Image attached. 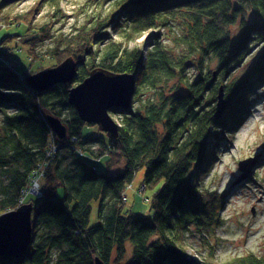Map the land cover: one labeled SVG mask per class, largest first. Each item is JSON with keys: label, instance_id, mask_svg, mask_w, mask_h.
I'll use <instances>...</instances> for the list:
<instances>
[{"label": "trees", "instance_id": "obj_1", "mask_svg": "<svg viewBox=\"0 0 264 264\" xmlns=\"http://www.w3.org/2000/svg\"><path fill=\"white\" fill-rule=\"evenodd\" d=\"M16 1L2 0L0 9ZM44 3L57 7L61 0H37ZM247 8L253 20L245 16ZM179 14L187 22L184 33L172 37V47L161 28ZM21 19L27 20L18 15L9 22ZM237 22L232 36L229 24ZM84 26L63 49L57 43L52 51L56 63L49 68L76 63L71 81L34 90L26 81L32 72L0 61V214L32 203L34 234L23 256L0 255V264H96V258L104 264H217L214 252L192 259L187 238L192 228L207 234L221 222L224 199L206 187L204 177L218 142L242 125L255 90L264 85V47L242 77L230 79L251 46L264 45V0H116L108 15ZM51 27L48 22L31 30L25 40L30 52L54 38ZM155 28L150 41L139 42ZM209 55L216 58L214 71L205 69ZM194 62L196 77L188 75ZM97 67L136 76L131 105L110 111L117 138L85 137L84 126L96 124L84 122L68 101L70 88ZM221 87L228 104L216 117ZM49 115L65 123L64 138L51 129ZM103 158L110 168L122 161L120 170L90 162ZM40 165L42 195L30 194L21 203ZM141 169L142 186L154 189L152 214L124 208L123 193ZM93 201L100 221L90 225ZM225 264H264V256L248 253Z\"/></svg>", "mask_w": 264, "mask_h": 264}, {"label": "rangeland", "instance_id": "obj_2", "mask_svg": "<svg viewBox=\"0 0 264 264\" xmlns=\"http://www.w3.org/2000/svg\"><path fill=\"white\" fill-rule=\"evenodd\" d=\"M114 2L116 0H61L60 5L56 7L45 3L39 6L37 0H18L5 5V8L0 9L3 17V26L0 27V61L11 65L21 73H36L53 66L56 63L52 55L54 45L61 43L63 49L68 41L67 38L77 33L83 25H88L96 16L108 15ZM18 15L24 16L27 20L21 19L17 25H13ZM245 16L254 19L248 8ZM239 19H241L240 15ZM9 20L13 22L10 23ZM185 21L179 14L178 19L171 26L161 28L162 39L173 45L172 47H176L172 37L184 33L187 22ZM48 22L52 24L51 32L54 38L39 43L34 47L33 52H30L31 45L25 40L33 35L31 30H37ZM238 22L229 24L228 31L232 36H236L239 31ZM155 29L146 32L139 42L150 41L159 30V28ZM114 37L117 35L114 34ZM263 47L262 43L252 45L240 66L232 71L230 79L242 77L254 64ZM206 60L205 69L214 71L216 58L209 55ZM188 71V75L193 77L200 73L196 62ZM255 91L250 113L232 136L227 135L218 142L217 156L210 171L204 177L206 187L216 191L224 202L219 209L220 224L215 225V228L207 234L195 228H192L188 234L189 254L195 261L207 259L213 252L217 264H225L235 257L248 253L264 256V85ZM1 120L0 112V124ZM83 134L85 137L106 136L98 125L84 126ZM105 159H90V162L104 171L114 173L120 170L122 161H114L113 167L110 168L105 163ZM245 159H252L249 164V174H245V171L239 167V162ZM144 175V169L137 171L134 180L125 189L124 193L127 195V201H123L125 210L152 214L151 198L154 189L141 190ZM99 221L98 202L93 201L90 225H95ZM127 249L126 259L130 260L131 246H127Z\"/></svg>", "mask_w": 264, "mask_h": 264}, {"label": "water", "instance_id": "obj_3", "mask_svg": "<svg viewBox=\"0 0 264 264\" xmlns=\"http://www.w3.org/2000/svg\"><path fill=\"white\" fill-rule=\"evenodd\" d=\"M77 75L74 62L42 69L26 77L30 88L44 90L56 84L73 80ZM136 89V76L128 73H114L103 68H94L87 77L69 90L68 101L76 109L79 117L86 123L98 125L110 138H117L119 126L110 111L116 106L129 107ZM228 102L224 100L223 87L217 102L216 117H221ZM48 123L59 137L67 135L63 121L49 115ZM239 162L241 170L249 174L250 161ZM33 204L26 203L18 209L0 214V255L9 257L23 256L33 240ZM96 264H104L96 258Z\"/></svg>", "mask_w": 264, "mask_h": 264}, {"label": "built area", "instance_id": "obj_4", "mask_svg": "<svg viewBox=\"0 0 264 264\" xmlns=\"http://www.w3.org/2000/svg\"><path fill=\"white\" fill-rule=\"evenodd\" d=\"M0 5H1V1H0ZM1 26H3V17H2V14L0 12V27ZM0 51H1V47H0ZM53 150H55L54 147H53ZM44 170H45V166L40 165L34 171L32 177H31L30 185L24 190L23 197L20 201L21 203H23L25 201L26 197L30 194H34L37 196L42 195L40 180H42V178L44 176ZM142 189H145V187H142L141 190ZM122 199H123V201H127V195L125 193H123Z\"/></svg>", "mask_w": 264, "mask_h": 264}]
</instances>
